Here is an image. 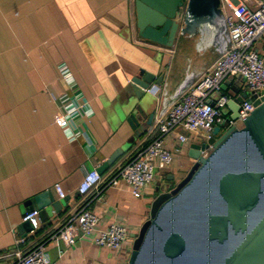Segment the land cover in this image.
I'll return each mask as SVG.
<instances>
[{
  "label": "crops",
  "instance_id": "0c3cea01",
  "mask_svg": "<svg viewBox=\"0 0 264 264\" xmlns=\"http://www.w3.org/2000/svg\"><path fill=\"white\" fill-rule=\"evenodd\" d=\"M254 48L264 60V35ZM222 50L216 28L178 36L172 46L142 39L134 0H0V264L11 263L14 251L45 241L84 203L98 217L96 230L111 223L127 227L123 245L117 250L95 245V233L71 245L47 240L51 263L126 264L133 234L149 218L152 201L186 176L195 162L190 147L206 140L203 131L177 128L165 136L172 160L156 169L140 197L123 183L100 185L85 195L78 186L87 171L117 149L122 152L103 177L145 146L176 95L195 83ZM141 70L162 78L144 91L143 112L152 113V121L137 136L126 119L137 102L130 81ZM223 89L232 97L246 87L242 78L232 77ZM63 97L86 102L85 111L70 119L72 135L54 122ZM177 133L186 135L184 144ZM44 191L52 193L58 207L47 205L38 228L29 232L21 228L26 202Z\"/></svg>",
  "mask_w": 264,
  "mask_h": 264
},
{
  "label": "water",
  "instance_id": "95a60500",
  "mask_svg": "<svg viewBox=\"0 0 264 264\" xmlns=\"http://www.w3.org/2000/svg\"><path fill=\"white\" fill-rule=\"evenodd\" d=\"M219 2L134 0L138 35L172 46L178 36L216 28L224 49L228 32ZM161 78L143 70L131 78L137 102L126 120L137 136L152 121V113L143 112L144 91ZM254 98L246 91L232 96L227 101L232 119L238 117L241 103L253 105L241 125L224 131L215 126L208 139L191 145L189 155L195 162L181 181L154 198L149 218L133 234L126 264H264V95ZM121 152L117 149L97 171L102 174ZM49 204H59L50 191L26 202L28 210L38 209L42 218ZM21 228L29 231L30 223L24 221Z\"/></svg>",
  "mask_w": 264,
  "mask_h": 264
},
{
  "label": "built area",
  "instance_id": "2783aa9c",
  "mask_svg": "<svg viewBox=\"0 0 264 264\" xmlns=\"http://www.w3.org/2000/svg\"><path fill=\"white\" fill-rule=\"evenodd\" d=\"M219 8L224 15L228 42L212 66L183 93H178L171 102L167 114L156 122L157 133L143 147L111 174L103 177L97 169L87 171L78 186V192L85 195L94 189L116 187L125 184L134 197L142 195L144 187L153 182L157 168L167 166L172 160V151L164 145L165 136L177 128L187 131H203L206 139L211 136L215 126L220 131L230 126H240L241 120L253 109L250 102H243L238 109V117L230 118V111L224 114L227 101L231 98L224 89V83L232 77H240L249 95L259 99L264 92V60L254 48V44L264 35V0H220ZM66 73L64 77H68ZM86 102L76 98L63 97L60 101V111L54 117V122L71 134L70 119L85 111ZM228 109V108H227ZM180 144L187 141L184 133H177ZM208 150L203 153H207ZM58 197L63 198L65 192L59 183H55ZM39 210L32 209L22 215V221H28L34 231L39 226ZM97 215L91 211L87 203L72 212L61 222L49 237L27 250L13 252L14 259L9 264H52L46 251L47 240H60L65 245H71L80 236L91 235L92 242L98 246L119 249L123 245L127 227L111 223L104 229L96 230ZM24 237L19 239L24 242Z\"/></svg>",
  "mask_w": 264,
  "mask_h": 264
},
{
  "label": "rangeland",
  "instance_id": "374dc122",
  "mask_svg": "<svg viewBox=\"0 0 264 264\" xmlns=\"http://www.w3.org/2000/svg\"><path fill=\"white\" fill-rule=\"evenodd\" d=\"M181 12H183V9H180V11H179V14H178V17H179V18L181 17V14H182ZM222 111H223L224 114H227L228 109H227L226 107H224V108L222 109Z\"/></svg>",
  "mask_w": 264,
  "mask_h": 264
},
{
  "label": "bare ground",
  "instance_id": "6f19581e",
  "mask_svg": "<svg viewBox=\"0 0 264 264\" xmlns=\"http://www.w3.org/2000/svg\"><path fill=\"white\" fill-rule=\"evenodd\" d=\"M200 37V36H199ZM205 39V38H204ZM206 41V40H205Z\"/></svg>",
  "mask_w": 264,
  "mask_h": 264
}]
</instances>
